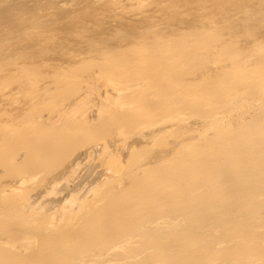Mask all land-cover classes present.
Listing matches in <instances>:
<instances>
[{
	"label": "bare ground",
	"instance_id": "1",
	"mask_svg": "<svg viewBox=\"0 0 264 264\" xmlns=\"http://www.w3.org/2000/svg\"><path fill=\"white\" fill-rule=\"evenodd\" d=\"M139 1L142 4L149 0ZM170 1L169 13L165 14L173 24L177 17L193 15L184 31L180 32L183 28H179L167 33L161 27L162 32L153 19L145 20L141 24L144 29L131 40L122 36V45L104 44L109 48L103 46L97 51L93 48L97 55L92 49L87 55L82 51L81 57H90L74 60L75 63H67L69 66L64 68L56 64L50 73L55 83L51 94L57 102H60L57 97L62 95L69 98L70 93H80L81 82H86L85 76L93 67H97L99 76L106 77L118 92L132 87L138 90L135 88L132 92L131 89L130 93L123 92L126 95L114 99L108 97L112 100L98 107L96 118L87 112L92 95L88 93L74 101L68 115H63L64 120L58 118L62 119V123L58 122L60 125L55 120L31 124L32 118H25L30 113L31 117H37L33 113H37V108L32 107L33 111L22 115L26 121L18 125L20 128H11L12 131L9 128L5 132L3 129H7L8 123L0 125V166L4 167L6 175L22 176V183L26 182L24 178L29 180L41 170L44 176L56 164L63 163L70 148L81 146L84 133L81 134L80 129L86 131L90 139L101 141L111 133L124 135L152 125L157 129L156 125L171 121H175L179 129V123L186 117L195 116L203 122L197 138H184L183 142L170 147L172 150L167 155L160 157L161 153L155 160L148 159L152 148H166V137L177 138L180 134L174 132L173 126L168 127L169 131L166 127L145 134L157 148L150 144L134 148L126 162L114 152L106 154L104 162L114 176L109 175L107 180L91 187L89 197H80V192L79 196L71 193L55 214L47 212L48 201L28 200V193L32 191L27 190L29 187L14 190V186L6 194L1 184L0 264H264V38L255 35L257 29L264 26V15H259L262 17L256 21L254 5H250L255 0ZM257 1L264 4V0ZM49 4L48 11L57 16L63 13L62 6ZM195 5L198 10L194 9ZM181 9L184 12L179 15ZM45 10L23 6L20 13L29 15L28 22L35 28L55 24L56 20H49ZM238 10L247 13V18L239 23L232 17ZM4 12L0 11V23L8 20L2 21L7 11ZM12 22L15 23L12 20L10 24ZM242 38H250L252 45L243 47ZM90 53L96 57H91ZM27 56L23 52L0 61V73L19 65L18 71L1 77V89L17 82L22 86L20 93L23 91L26 96L32 91L28 88L42 81V70L33 59L35 53L29 56L34 63L31 60L21 63ZM95 84L90 87L92 93H97ZM64 96L60 97L61 101ZM53 98L49 100L56 102ZM127 101L128 104L134 102V108H123ZM56 104L49 102L45 106ZM129 105L131 107V103ZM110 145L104 146L103 153ZM19 149H27L24 150L27 153L23 160L16 162Z\"/></svg>",
	"mask_w": 264,
	"mask_h": 264
},
{
	"label": "rangeland",
	"instance_id": "2",
	"mask_svg": "<svg viewBox=\"0 0 264 264\" xmlns=\"http://www.w3.org/2000/svg\"><path fill=\"white\" fill-rule=\"evenodd\" d=\"M111 1L112 0H110V3H109V0H51V1L50 0H0V4H2V5H0V11H2V12L3 11H5V12L7 11L6 13L4 12L5 13V16H2L1 17L2 18V21L4 22L5 19L6 20L8 19L6 22L9 21L7 24H4L6 22L0 23V61L6 60L5 58L6 57L8 58V56L17 55V54L19 55L20 53L25 52L28 56H27V58L23 59L21 61V63H29V61L31 60L30 59V57H31L30 55L34 56V53H35V58H33L34 61H36L35 64H37L41 68L40 70H42V73L45 76L44 77L43 74L41 73L43 77L41 76L40 79L42 81L39 80L41 82H38L39 84L40 83L41 84L40 85L39 84H37V85L35 84V85H33V87L30 86L31 88H28L29 91H31V89H32V91L34 90V92L31 91L30 93H29V91L28 92H25L26 94L29 93V94L26 95L28 97L25 96V94H24L23 91H22L23 94H21L22 92L20 93L19 87L21 89L22 86L20 84H18L17 82L16 83H12V85L11 84L8 85L7 88H6V86H5V88L3 86L2 89H1V87H0V114H1L0 115V123H1L0 125L1 126H5L3 124H7L8 123V125H7L8 127L7 126L5 127L7 129L6 130L3 129V131L7 132V131H9V128H10V130H11V128L12 129L14 128V130H16V128H20L21 123L25 122L26 121L25 119H27V118L28 119H31L32 118L31 119L32 121L29 120L31 122V124L32 123H35V122H41V123H43L45 121L46 122L47 121L49 122V120H50L51 123H53L54 120H55L56 123H58L60 121H61L60 123H62V119L64 120V116L63 115H65V116L68 115L67 113L70 111V108H71L72 104L75 103L74 101H78L79 99L87 96L88 93H89V95L92 94L93 97H92V95H90L91 97L89 96L91 98V102H90V104H91L90 106L91 107L89 106L90 109L87 110V112H89L88 114H91L92 116L91 115L90 116L93 117V118L94 117L95 118L98 117L97 116L98 115V110H99L98 107H100V105L102 103L105 102V104L106 103L109 104L110 103L109 101L112 100V99H114L118 95H122V94L126 95V94H128L129 90L131 92V89H132V92H133V91H135L134 90L135 88H137L136 90H138L139 88L138 87H135L133 85L135 88L132 87L130 89H127V90H123L121 92L120 91L118 92L117 91L118 89L116 90V88H114L111 84L108 83V81L106 80L107 79L106 77L104 78L102 75H100L101 77L99 76L98 71H96L97 67L96 68L93 67L94 69L93 68L91 69V73L89 71L86 74V76H85L87 78L86 82H84V81L81 82V84L84 86V88H83V86H81L80 93L79 92L78 93L76 92L77 94L76 93H74V94L72 93L73 95L70 93L69 94V96H70L69 98L66 96L68 99L64 95H62V96H64V100H62V101H61V99H63V98L60 99V97H62V96L57 97L58 98V101H60V102H57L56 97H54L56 99V102H54V101H52V102L53 103H57L58 105L57 104H56L57 106L56 105L55 106L48 105L50 107L49 108V107H46L47 105L45 106V104H47L49 102L51 104H53L50 101L53 98L52 97L53 92L51 90H53L55 88L54 79H53L52 75L50 74L51 71H53L52 68L54 69V67H56V64H57V67L59 66L60 68H64L63 66H65V65L66 66H69V65H71V63L73 64V63H75V61L77 62V60L79 61L83 57H86L87 58L89 56V55L86 56L87 54H89L88 51L89 52H93V51H90L91 49L94 50L93 53H96L95 52V49H93V48H96V51H97V49H99L100 47H103V46L105 48V47H107L109 45H110V47L111 46L114 47L113 44L116 47L118 45H122L123 44V42H122V39H123L122 36L123 37L125 36L126 38H129L127 40H131V38H133L135 35H137L138 33H140L144 29V28H142V25L141 24L145 20L147 21V20H152L153 19V22L154 23L155 22L158 23V26L159 27L157 29L158 30L163 29L167 33L169 31H172V30H173L172 32L179 31L178 30L179 28H183L182 30L180 29V32L181 31H184V28L185 27L187 28L191 24L190 23V22H192L191 20H193V17H191L193 15H191L190 17L186 16V18H185V16L182 17V18L180 16L179 19H178V17L176 19L177 21H179V23L175 20L176 22H174L175 24H173L172 21L169 20L166 17L167 14L169 13V11H167V10H170L169 7L167 9V6L170 5L169 4L171 2L170 0H165V1H163V0H156V1L155 0H149V1H146V2H144L142 4L140 3L141 1H139V0H131V1L130 0H113V2H111ZM114 1H115V3H114ZM159 1H161V2H159ZM168 1H169V3H168ZM256 1L257 0H255L250 5L251 6L254 5L252 8L253 9L255 8L256 10L254 9L253 12L255 13L256 16H258L256 18V21H258L257 19H260V17H262V16L259 17V15H264V13H263L264 12V10H263L264 9V4H260V2L258 3V1L257 2ZM153 2L155 3L154 5H153ZM49 3H55V4L57 3L59 6H62L63 13L60 14V15L58 14V16H60V17H58L53 11H52L53 13L51 11H48V10H50L48 8V7H50V4ZM165 4H166V6H163L162 7V5H165ZM157 5H158V7H157ZM258 5H260V6H258ZM9 6L11 8H9ZM12 6L15 7V8L13 9ZM23 6L24 7L25 6H28L29 8L30 7H33V6H37V7H40V8H46L45 12H47V14H48L47 15L48 19L49 20H52V22L56 20L55 21V24H50L49 26L48 25H43V26H41L39 28L38 27L37 28L33 27L32 26V22H28L30 20L29 19V15H27V14L25 15V14L20 13V10H21V8H23ZM153 6H154V8H153ZM146 7H148V8H146ZM159 7L161 9H159ZM197 7H198V5L196 6V8L194 7V9L198 10ZM132 9H133V11H132ZM139 9H140V11H138ZM155 9H157V10H155ZM258 10L260 12H258ZM261 10H263V11H261ZM135 11H138V12H135ZM159 11H161V12H159ZM255 11L258 12V13H260V14H257ZM142 12H143V14H142ZM148 12H150V13H148ZM183 12L184 11L181 9L180 10V13L181 14H179V15H182ZM165 13H167V14H165ZM261 13H263V14H261ZM39 14L42 15V12H40ZM44 14L45 13H43V15ZM234 16L236 18L235 20L239 23L240 20L243 22V20L245 19V17L247 18V13H245V12L243 13V11L240 12V10H238L237 12H235V11L233 12V16L232 17H234ZM155 18H158V19H155ZM12 20L15 23L12 22L10 24V21H12ZM256 21H254L253 24H255ZM242 22H240V23H242ZM180 23H181V25H180ZM182 23H184V24H182ZM187 23H190V24H187ZM12 24H15V25H12ZM174 25H176V26H174ZM168 26H170V27L168 28ZM161 27H163V28H161ZM159 28H161V29H159ZM163 30H161V31L164 32ZM35 31H37V33H35ZM172 32H169V33H172ZM122 33H123V35H122ZM115 34H118V35H115ZM255 35H256L257 38H260V37L264 38V26L259 27V29H257V32H256ZM118 38H121V39H118ZM51 40H52V42H51ZM119 40H120V42H119ZM241 42L242 43H240V44L241 45L243 44V47L246 45L245 46L246 48H248V47H250L252 45L251 44L252 41H251L250 38H248V39H243L242 38ZM104 44H106L107 46L104 45ZM107 48H109V47H107ZM79 50H80V52H79ZM82 51L86 55H84V56L82 55V57H81ZM77 53H80V54L77 55ZM93 53H90L91 57H96V56H94L95 54L93 55ZM96 55H97V53H96ZM33 59L30 61L31 63L33 62ZM52 63H53V65H52ZM67 63L69 65H67ZM0 64H2V62ZM18 66L19 65H16V67H15V65H12V67L10 66V68L8 67L5 71L1 72L0 73V79H1V77L3 78V76L4 77L6 75L9 76L10 74H12V72L14 73L16 70L18 71V68H17ZM214 69H216V68L214 67ZM94 72H95V74H94ZM45 74H47V75H45ZM96 74H98V75H96ZM89 77H90V79H89ZM88 80H90V82ZM43 82H45V83L43 84ZM93 82L96 83L95 85L97 87L96 88L97 89V93H96V91H94V93H92L93 90L91 91V89H90L91 85L94 84ZM107 84H108V86H107ZM131 85H132V83H130V86ZM40 86H41V88H39ZM98 88H100L101 91ZM48 90H49V92H48ZM115 90H116L117 93L115 92ZM123 92H126V94L123 93ZM15 93H17V94H15ZM46 97H47V99H46ZM108 97L109 98H112V99H109ZM37 98H39V99H37ZM92 99L94 100V102H92L93 101ZM48 100H49V102H48ZM36 103L37 104L38 103L39 104L42 103V104L41 105H38V107H36L37 106ZM65 103H66V105H65ZM126 103L123 106V108H125V109H128L129 110V109L134 108V106H135V104L134 105L132 104V103H134L132 101L129 102V104L131 103V107L128 104V101ZM34 104H36V106H34ZM26 106L27 107L29 106V107L27 108ZM42 106H43V108H42ZM32 107L34 108V110H35V108H37V113L39 111L38 109H40V108L43 109L44 111L43 110L42 111L40 110L39 113L37 114V113H35L36 111H33V108ZM53 107L57 108L56 110L58 112L56 110H54ZM28 111H33V113L36 114L37 117H35L34 115H33V117H31L32 116V113H30V116H28L26 118L23 117V116L26 115V113L27 114L29 113ZM2 112H3V114H2ZM40 113H41V115H40ZM248 114H249V112H248ZM248 117H249V115H248ZM34 118H35V120H33ZM58 118L59 119L62 118V119L59 121ZM186 118L184 119L186 122L184 120L181 122L182 125H181V123H179L180 128H179V125H177L179 129H177V127H175L176 126L175 125L176 124L175 121H171L172 123L171 122H169V123L166 122V124H169V126L168 125L166 126V124H163L165 126L162 127V129L160 128V125L163 126L162 124L156 125L157 126V129H154L153 128V125L152 126H148V128H150L151 130L148 129L146 126H143V129H141L142 131L140 129H139V132L138 131H134L133 133H135V134L129 133V134H124L125 135L124 136L123 133H113V134L111 133V135L108 138H106L107 140L106 139H101V141H100V139H98V141L97 140L90 139L89 138L90 135L89 134H86L85 135L86 131L80 129L79 132L81 134L84 133V135H81L80 134L82 136L81 138H83V139H81L83 141V142L81 141L82 143H80L81 146L80 145L78 146V144H77L76 147L70 148V152L71 153L68 152L69 155L63 157V159L64 158L65 159L63 160V163L62 162L59 163V164H61L60 166L58 164H56L57 167L55 165V167L52 168L50 172H48V173L45 172L44 173V176L46 178L42 175L43 174V171L42 170L40 171L38 169L40 171V173H37V176H38V174H40L39 175L40 178L38 177L39 179L35 175L36 173L35 174L33 173L35 175V177L37 178V180L33 176L35 180L32 179L33 177L29 178V180L27 178H24V180L26 182L23 181L24 183H22V180H23V179H21V178H23L22 176H19L21 178H18V176L16 174H15V176L14 175L12 176L11 175L12 173H9L10 175L9 174L6 175V173L4 172V170H5L4 167L0 166L1 167L0 168V173H1L0 174V185L2 184L4 186V188H6V190H5L6 191V194L8 192H10V190L12 191V189H13L14 186H15L14 190L15 189H18V188H20L22 190V189H27L29 187L27 190H29V191L32 190V191H30V192L28 191L29 192L28 193V197L30 196V199H28V200L29 201L32 200L34 202L35 201L38 202L39 200L40 201L41 200L42 201L45 200L46 202L48 201L46 203V205H48V203H49V206H48V208H47V206L45 207L47 209V212L54 213L55 214V213H57V212L60 211V206L65 203V199L68 200V198L71 197L70 196L71 193H74V192H75V194L78 193V194H76V196L77 195L79 196V192H80V194H81L80 197H83V195H85V197H87V196L89 197V196H91L90 195L91 194V191H92L93 188H95L97 182H98V184H100V182H103L104 179L107 180L109 177H111L109 175L114 176L113 173H112L113 170L112 169L110 170V167L104 162V156L106 154L107 155H109L111 153L112 154L115 153L116 155L118 154V157L120 158V160L122 162H126L128 160V158L130 157L131 152L133 151L134 148L135 149H138V148H140L142 146L149 145V144H150L151 147H154V148L157 146V144H153V143L152 144L153 145H156V146H152V144L150 142V139L149 138L147 139V136H146L147 134L146 133H151L153 130H158V129H159L158 131H160V130L162 131L163 129L165 130L166 127H167L166 128L167 131H169V130L172 129V126H173L174 132L175 131H178V133H180V134H178V137L177 138H174L172 136L171 137L170 136L166 137V138H168L167 139L168 142L166 141L167 142L166 143V146H165L166 148L160 147V150H159V147L157 146L158 148L156 147L157 149H154L155 151L152 148V150H151L152 151V154L150 153V156L148 157V159L153 158L155 160L159 155H161V153L163 155H161L160 157H162L164 155H167V153L172 150L171 149L172 146L174 147V145L183 142V139L184 138H185L184 140H186L187 137H188L187 140L196 139L198 133L200 132V129L203 127V122H202L201 119H199L198 117H195V116H190V117H186ZM39 119H41V120L39 121ZM36 120H38V121H36ZM10 123H11L12 126L9 125ZM60 123H58V125H60ZM36 124H39V123H35L34 125H36ZM16 125H17V127H16ZM18 125H20V126H18ZM145 127H146V129H144ZM168 127L169 128L171 127V129H168ZM173 130H172V132H173ZM87 135H89V136H87ZM130 135H132V136H130ZM180 135L182 137H180ZM193 137H196V138H193ZM86 139H89V140H86ZM92 141H94V143H92ZM106 141H107V144L108 145L111 144L110 146H108V148L110 147L108 149V151L111 150V152L106 151V153H103L104 146L107 145V144H105ZM170 142H171V144H170ZM87 143H89V144H87ZM168 143L170 145H168ZM24 150H27V149H24ZM24 150H20L19 149V151L17 153V156L18 157H16V159H15L16 162L17 161L20 162L21 160H23V157L27 153L26 151L24 153ZM101 152H102L103 155H101ZM73 157L75 158V160H74ZM148 159L146 161H148ZM153 159H151V160H153ZM146 161L144 160L143 162L145 163ZM77 163H79V164H77ZM64 165H65V168H64ZM79 165H80V167H79ZM62 170H63V172H62ZM74 170H76V171H74ZM91 173H93V174H91ZM107 176H108V178H107ZM43 177H44V179H43ZM45 180H46L47 183L45 182ZM125 180H126L125 182H127L128 179L126 178ZM28 181H30V183ZM68 181H70V182H68ZM27 183H29V184H27ZM54 184L57 186V187L54 186L55 187V190H54L55 193H54V191H52L53 189H51V188H53V185ZM91 187H92V189H91ZM56 188H57V190H56ZM90 189H91V191H89ZM30 193H32V194L29 195ZM68 195L70 197H68ZM61 200H62V202H60ZM58 202H60V204ZM2 237H4V236H2Z\"/></svg>",
	"mask_w": 264,
	"mask_h": 264
}]
</instances>
